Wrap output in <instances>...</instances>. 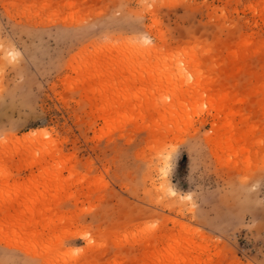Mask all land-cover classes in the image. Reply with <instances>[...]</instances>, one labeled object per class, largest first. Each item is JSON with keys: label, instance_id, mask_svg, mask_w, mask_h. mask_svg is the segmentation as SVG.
<instances>
[{"label": "rangeland", "instance_id": "obj_1", "mask_svg": "<svg viewBox=\"0 0 264 264\" xmlns=\"http://www.w3.org/2000/svg\"><path fill=\"white\" fill-rule=\"evenodd\" d=\"M0 264H264V0H0Z\"/></svg>", "mask_w": 264, "mask_h": 264}, {"label": "bare ground", "instance_id": "obj_2", "mask_svg": "<svg viewBox=\"0 0 264 264\" xmlns=\"http://www.w3.org/2000/svg\"><path fill=\"white\" fill-rule=\"evenodd\" d=\"M147 49V48H146ZM195 72L197 73V74H200L202 71L201 70H197V69H195ZM177 107H179V108H181L180 106H177ZM175 114H178V109L173 113V115H172V117H175L176 115ZM22 204V203H21ZM33 205H35V203H32ZM23 205H24V203H23ZM21 206V205H19V206H21V209L23 210L24 209V206ZM25 212V211H24ZM33 217H35V216H37L36 214H35V212L33 211Z\"/></svg>", "mask_w": 264, "mask_h": 264}]
</instances>
